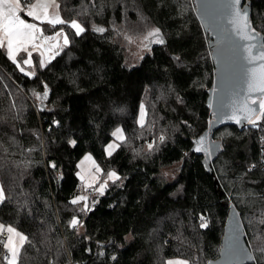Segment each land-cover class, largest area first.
I'll use <instances>...</instances> for the list:
<instances>
[{"label":"trees","instance_id":"1","mask_svg":"<svg viewBox=\"0 0 264 264\" xmlns=\"http://www.w3.org/2000/svg\"><path fill=\"white\" fill-rule=\"evenodd\" d=\"M57 1L63 20L85 31L43 23L49 32L65 30L69 44L44 67L34 53L25 67L34 76L0 49V182L7 197L0 223L28 238L19 264H166L173 257L208 264L220 254L230 204L241 215L253 264H264V121L215 129L212 172L205 154L193 150L213 119L215 76L195 0ZM245 4L264 35V0ZM157 28L166 42L130 57L124 37ZM45 86L47 96L38 99ZM118 127L125 139L107 155ZM88 152L119 179L102 195L88 190L90 210L82 211L85 201H71L81 193L77 164ZM4 251L0 245V264H7Z\"/></svg>","mask_w":264,"mask_h":264},{"label":"snow or ice","instance_id":"2","mask_svg":"<svg viewBox=\"0 0 264 264\" xmlns=\"http://www.w3.org/2000/svg\"><path fill=\"white\" fill-rule=\"evenodd\" d=\"M240 2L241 0H201L200 13L202 16L209 18L213 23L222 18H227L229 24L232 26L233 35L237 38L236 40H232L231 37L228 38L229 50L233 54V63L237 72L242 75L249 95L246 96L239 108L232 107V115L227 116V118L240 123L241 116L237 115L240 112L249 124L257 126L258 122L264 121V35L252 26L247 8H240ZM59 7L60 5L56 0H35V2L28 4H24L23 0H0V49H6L8 58L16 64L20 72L28 76L35 75L34 70L26 72L25 67L22 66H32L33 52H39V55L42 57L39 66L44 67L47 62L44 59L46 53L52 54L47 57V60H51L55 55L59 54L53 50L61 47L59 44L61 37L63 38V46L69 44L68 36L62 29L56 32L55 36H45L44 29L40 27V24L47 23L53 26L68 24L70 28L75 30L76 35H80L85 31L76 20L70 22L63 20L59 15ZM53 8H55V12L50 11ZM21 12H24L27 17L39 23L28 22L22 18ZM96 30L104 31L102 28ZM149 37H156V43H164L163 38L160 36V29L158 28L152 30L145 39ZM221 40L223 41L224 37H221ZM50 41H56V43H50ZM239 41H243L244 43H239ZM144 46L148 47L147 44ZM22 52L26 53L27 58L18 61L17 57ZM218 59L222 61V50H218ZM213 91L215 92V89ZM253 93H258L259 95L254 97L251 95ZM47 94L48 90L47 86H45L44 93L42 95L37 93L36 95L38 99H43ZM141 110L140 124L143 126V105H141ZM221 115L226 114L221 113ZM113 135L117 140L122 141L125 139L121 129H117ZM160 139L163 140L164 137ZM72 143L75 142L73 141ZM195 144L194 150L196 152H205L208 155L212 154L210 148L206 145V137L201 136L195 141ZM117 147H119L118 144H109L108 155H111ZM148 147L151 149L152 144H149ZM86 159L90 160L91 157H86ZM51 166L55 167V164ZM96 171H101L98 165L96 166ZM107 175L110 180L119 179L114 171L109 172ZM80 179L83 180L84 177L81 176ZM96 179L95 176L92 177L93 183ZM87 186L92 187V184H88ZM106 186L107 180L96 190L102 195ZM6 198L4 187L0 186V203L4 202ZM80 201H87V197H76L71 203L77 204ZM84 210H90L87 203L84 204L82 211ZM201 221L200 227L206 228L208 224L203 216L201 217ZM260 223L264 224V220H261ZM79 224L80 221L77 217H73L70 221L72 228H76ZM5 230L8 235L6 240L2 241V244L8 254L3 257V260L7 264H19L21 261V249L28 238L13 227L8 226L5 229V226L0 224V234ZM258 250L264 252V248H259ZM228 251L237 260L255 259L240 245L238 223L229 237ZM166 264H188V261L175 259L167 261Z\"/></svg>","mask_w":264,"mask_h":264},{"label":"water","instance_id":"3","mask_svg":"<svg viewBox=\"0 0 264 264\" xmlns=\"http://www.w3.org/2000/svg\"><path fill=\"white\" fill-rule=\"evenodd\" d=\"M197 7V15L205 25L206 30L210 33L211 41L210 47L212 49V58L215 66V76L213 88L210 90V96L208 99V104L213 111V119L211 121L209 129L205 130L196 140L201 136L206 137V145L210 148L212 154L208 155L205 152H196L194 149L196 144L194 143L193 150L198 154H205L202 162L205 165L206 169L212 172L210 166L211 156L215 154L216 150L219 148V142L212 139V132L224 125L233 124L237 126H244L247 122L243 118V114L238 112L237 115L241 116V122L237 123L235 120L228 119L227 116L232 115V107L235 106L239 108L240 105L245 100L247 93L246 84L243 81L242 75L239 74L236 70V67L233 63V54L229 50V40L231 37L232 40L237 38L233 35L232 26L229 24L227 18H222L219 21L213 23L209 18L204 17L200 13V4L201 0H195ZM240 8H247L249 19H250V6L247 4L244 5V0H241ZM219 33V35H218ZM221 37H224V40H221ZM164 40V39H163ZM166 41L164 40V43ZM163 43V44H164ZM239 43H244L239 41ZM158 44V45H163ZM218 50H222V61L218 59ZM215 89V92L213 91ZM252 96L259 95L258 93L251 94ZM258 107V105H257ZM224 113L226 115H221ZM237 223L239 224V239L240 245L245 249L247 253L254 257L252 251L246 242V233L245 228L242 222L241 215L234 204H230L229 213L226 218L224 234L222 238V246L219 256L208 262V264H253V260H237L229 254L228 244L229 237L236 227Z\"/></svg>","mask_w":264,"mask_h":264},{"label":"rangeland","instance_id":"4","mask_svg":"<svg viewBox=\"0 0 264 264\" xmlns=\"http://www.w3.org/2000/svg\"><path fill=\"white\" fill-rule=\"evenodd\" d=\"M151 31H143L141 33L140 36L138 37H133L131 34L130 36H125L124 37V42L126 43V45L128 46L127 47V53L130 57L134 58V59H137L139 58L140 56H142L145 52L149 51L150 48H151V44L153 43V41L155 42V39H153V37H149L148 39H145V37H148V34L150 33ZM148 45V47H145L144 45ZM255 97V96H254ZM141 112L142 110L140 109V114H139V118H138V121L140 122V117H141ZM143 115H144V119H145V115H146V112H145V107L143 106ZM255 118V117H253ZM153 127H151L152 129ZM117 129H121L122 132H123V136L125 137V133L123 131V129L121 127H118L114 130V132H116ZM113 132V133H114ZM161 137L163 136H160L158 138V142H162V140L160 139ZM121 140H117L116 137L113 135V138L111 141H109L106 146H105V151L108 155V145L109 144H118L119 145V142ZM116 150V149H115ZM114 150V151H115ZM113 151V152H114ZM112 152V153H113ZM174 153L176 155H178V151L177 150H174ZM86 157H91V159H86ZM94 162V163H93ZM99 166L100 168V172H97L96 171V166ZM78 171H77V174H78V177L80 179L81 176L84 177L83 180L80 179V187H81V193L77 196H86L87 197V201H88V196H91L89 195L88 193V190L92 191V197H94L96 194L97 195H100V192H98L96 189L99 188V186L101 184H103L106 180H107V184L109 181H111L110 179H108V173L109 172H116L115 169H111L109 170L108 172L106 173H103V170H102V167L99 165L98 161L96 160V158L93 156L92 153L88 152L86 153L79 161H78ZM179 168H180V163H177L175 164L174 166L170 167L167 169L166 173L168 175V177H172L174 175H176L179 171ZM117 176H118V173L116 172ZM95 176L97 179L95 180V182L93 183V180H92V177ZM203 177H205L204 174H202ZM88 184H92V187H88L87 185ZM105 190V188H104ZM103 190V192H104ZM87 201H85V203H87ZM89 204V201L87 203V205ZM12 227V226H11ZM14 228V227H13ZM16 229V228H15ZM17 230V229H16ZM18 231V230H17ZM20 232V231H18ZM22 233V232H20ZM23 234V233H22ZM24 235V234H23ZM175 259H180V260H186L182 257H173V258H168L166 260L169 261V260H175ZM188 261V260H186ZM189 264V262H188Z\"/></svg>","mask_w":264,"mask_h":264},{"label":"crops","instance_id":"5","mask_svg":"<svg viewBox=\"0 0 264 264\" xmlns=\"http://www.w3.org/2000/svg\"><path fill=\"white\" fill-rule=\"evenodd\" d=\"M33 2H35V0H31V1H27V0H23V3L24 4H28V3H33ZM56 2L58 3V1L56 0ZM50 11H52V12H55V8H53V9H50ZM21 14V16H22V18H24L25 20H27L28 22H34V23H39L38 21H34V20H32V18H30V17H27L26 15H25V13L24 12H21L20 13ZM59 15H60V17L62 18V16H61V13H60V8H59ZM63 19V18H62ZM78 22V21H77ZM79 23V22H78ZM47 24V23H46ZM80 24V23H79ZM48 25H50V24H48ZM50 26H53V25H50ZM56 26V25H55ZM82 26V25H81ZM40 27L41 28H43L44 29V27H43V24H40ZM63 30V29H62ZM58 31H61V29L60 30H58ZM58 31H46V30H44V35L45 36H55V33L56 32H58ZM63 32L67 35V33L65 32V30H63ZM68 36V35H67ZM50 43H56V41H50ZM59 44L61 45V46H63V38L61 37L60 38V40H59ZM61 48V47H60ZM60 48H57V49H54L53 51L54 52H58L59 50H60ZM43 50V49H42ZM23 53V52H22ZM34 53H39V52H33V54ZM25 54V57H23L22 59H26L27 58V55H26V53H24ZM33 54H32V61H33ZM50 55H52L51 53H46V56L44 57V59H46V61L48 62V61H50V60H47V57L48 56H50ZM22 59H18V57H17V60L18 61H20V60H22ZM41 59H42V57H41ZM46 62V63H47ZM33 64V63H32ZM23 67H27L26 65H22ZM0 186H2L1 185V182H0ZM1 224V223H0ZM6 229V228H5ZM6 231V230H5Z\"/></svg>","mask_w":264,"mask_h":264},{"label":"built area","instance_id":"6","mask_svg":"<svg viewBox=\"0 0 264 264\" xmlns=\"http://www.w3.org/2000/svg\"><path fill=\"white\" fill-rule=\"evenodd\" d=\"M8 233L4 231L2 234H0V245L3 246L2 241L6 240ZM7 250L4 251V256L7 255Z\"/></svg>","mask_w":264,"mask_h":264}]
</instances>
